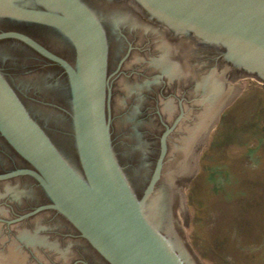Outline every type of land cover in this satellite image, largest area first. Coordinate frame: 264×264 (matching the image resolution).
Returning a JSON list of instances; mask_svg holds the SVG:
<instances>
[{
    "label": "water",
    "instance_id": "water-1",
    "mask_svg": "<svg viewBox=\"0 0 264 264\" xmlns=\"http://www.w3.org/2000/svg\"><path fill=\"white\" fill-rule=\"evenodd\" d=\"M44 1L56 12L23 9L12 0H0V8L18 21L63 33L76 49L75 67L26 35L4 33L0 40L18 39L67 72L72 93L75 163L69 164L63 158L0 74V134L29 165L0 174V217L24 212L40 200L32 186L11 182L21 177L33 178L51 201L9 223L34 217L20 224L31 230L18 229L16 236L0 229V249L3 244L6 249L5 254L0 251V264H35L27 261L25 249L39 257L42 249H67L59 258L68 260L70 245L65 244L78 243L77 240L67 236L68 226L61 218L42 212H56L64 218L108 264H204L175 222L174 209L181 199L176 180L188 167L198 136L216 112L214 120L220 116L238 86L247 79L264 84V0H140L167 24L189 29L207 43L224 45L229 50L225 57L239 72L226 83L225 77L213 73L218 67L211 63L212 67L196 84L202 108H192L191 112L198 118L183 125V135L170 140L169 153L168 137L179 121L167 128L159 154L152 151L135 155L137 161L133 164L128 161L131 157L125 155L127 176L112 144L109 53L104 30L81 0ZM159 48V71L168 78L176 76L178 69L171 66L170 50L162 40ZM190 73L196 76L193 70ZM142 91L143 86L126 87V98L119 102V107L126 109L127 100L135 97L119 122V126L132 130L131 141H137L139 122L135 117ZM171 107L170 103L165 105L168 112ZM151 142L144 139L141 144ZM33 197L39 199L31 201Z\"/></svg>",
    "mask_w": 264,
    "mask_h": 264
},
{
    "label": "flooded vegetation",
    "instance_id": "flooded-vegetation-1",
    "mask_svg": "<svg viewBox=\"0 0 264 264\" xmlns=\"http://www.w3.org/2000/svg\"><path fill=\"white\" fill-rule=\"evenodd\" d=\"M12 2L23 9L56 12L44 0H12ZM81 2L96 17L107 39L109 53L107 78L112 144L116 159L127 176L123 165V160L127 159L125 155L131 157L128 161L133 164L137 161L135 155L152 151L159 154L161 138L167 128H172L179 121L168 137L169 153L170 140L175 136L183 135V125L198 118L191 112L192 108H202L201 94L197 92L196 84L201 75H205L207 69L212 67L211 63L218 67L213 73L220 78L225 77L226 83L239 70L225 57L229 50L224 45L207 43L197 38L189 29H180L167 24L147 9L140 0H81ZM11 32L30 37L74 67L76 66V49L63 33L51 27L18 21L0 8V34ZM161 40L170 50L171 66H176L178 69V74L171 78L163 75L156 65L161 55L159 48ZM191 70L194 71L195 77L191 75ZM0 74L63 158L72 164L67 153L72 152L75 157L76 146L71 85L65 69L46 59L24 42L15 38H4L0 40ZM137 86H143V91L141 106L135 117L136 123L139 122L135 131L137 141H131L132 130L129 127L119 126V122L134 104L135 97L127 100L126 109L120 108L119 102L126 98V87ZM168 103L172 106L170 112L165 109ZM62 105H65V108H62ZM46 108L57 109L63 114L64 119L60 120L51 116L45 110ZM144 139L153 142L149 145H142L141 141ZM0 153L9 161L8 167L3 165L0 167V174L29 167L18 157L1 134ZM15 181L32 186L40 198L24 212L7 218L0 217V229L7 234L16 233L17 236L18 229L31 230L28 227H21L20 224L34 217L16 224L9 223L41 206L50 204L51 201L33 178L21 177L11 182ZM38 199L33 197L31 201ZM43 213H50L61 218L68 226L67 236L77 240L78 243L65 244L70 245L67 261L59 258L62 251L67 249L60 248L62 250H59L60 252L42 249V257L30 249H25L24 255L28 254V262L35 264H108L64 218L56 212H42L41 214ZM3 245L0 251L5 254L6 249ZM60 246L62 247L61 244Z\"/></svg>",
    "mask_w": 264,
    "mask_h": 264
},
{
    "label": "rangeland",
    "instance_id": "rangeland-1",
    "mask_svg": "<svg viewBox=\"0 0 264 264\" xmlns=\"http://www.w3.org/2000/svg\"><path fill=\"white\" fill-rule=\"evenodd\" d=\"M227 101L177 177L183 202L175 222L204 264H264V84L247 79ZM2 165L9 161L0 153Z\"/></svg>",
    "mask_w": 264,
    "mask_h": 264
},
{
    "label": "bare ground",
    "instance_id": "bare-ground-1",
    "mask_svg": "<svg viewBox=\"0 0 264 264\" xmlns=\"http://www.w3.org/2000/svg\"><path fill=\"white\" fill-rule=\"evenodd\" d=\"M216 116V115H215ZM215 119V118H214ZM215 121V120H214ZM213 121V122H214ZM210 126V125H209ZM183 201H182V194H181V199H180V201H179V203L177 204V206L175 207V209H174V214H176L177 213V209H179L181 206H180V203H182ZM176 220V219H175Z\"/></svg>",
    "mask_w": 264,
    "mask_h": 264
}]
</instances>
